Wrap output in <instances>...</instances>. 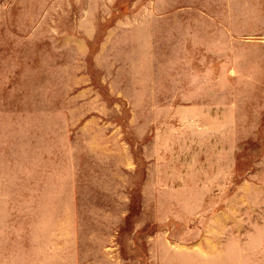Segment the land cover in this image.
I'll use <instances>...</instances> for the list:
<instances>
[{"label": "rangeland", "instance_id": "1", "mask_svg": "<svg viewBox=\"0 0 264 264\" xmlns=\"http://www.w3.org/2000/svg\"><path fill=\"white\" fill-rule=\"evenodd\" d=\"M16 175L37 180L61 264L157 260L220 209L254 229L264 0H0V176Z\"/></svg>", "mask_w": 264, "mask_h": 264}, {"label": "crops", "instance_id": "2", "mask_svg": "<svg viewBox=\"0 0 264 264\" xmlns=\"http://www.w3.org/2000/svg\"><path fill=\"white\" fill-rule=\"evenodd\" d=\"M16 176L10 180L0 176V264H61L65 257L58 248L57 224L40 222L37 180ZM254 211L256 226L249 230L242 214L214 211L203 223L200 237L184 238L176 249L163 243L159 246L163 255L157 260L154 247H147L145 264H264V202ZM73 235L71 229L69 251L76 250Z\"/></svg>", "mask_w": 264, "mask_h": 264}]
</instances>
